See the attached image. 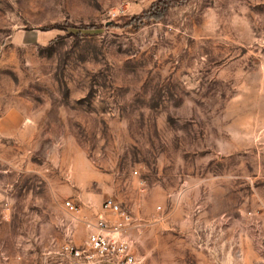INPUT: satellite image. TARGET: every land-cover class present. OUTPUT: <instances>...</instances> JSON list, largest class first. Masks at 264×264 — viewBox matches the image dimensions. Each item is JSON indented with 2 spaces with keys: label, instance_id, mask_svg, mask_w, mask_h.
Instances as JSON below:
<instances>
[{
  "label": "rangeland",
  "instance_id": "374dc122",
  "mask_svg": "<svg viewBox=\"0 0 264 264\" xmlns=\"http://www.w3.org/2000/svg\"><path fill=\"white\" fill-rule=\"evenodd\" d=\"M155 1L0 0V264L107 197L141 264H264V0Z\"/></svg>",
  "mask_w": 264,
  "mask_h": 264
},
{
  "label": "built area",
  "instance_id": "2783aa9c",
  "mask_svg": "<svg viewBox=\"0 0 264 264\" xmlns=\"http://www.w3.org/2000/svg\"><path fill=\"white\" fill-rule=\"evenodd\" d=\"M138 202L136 200L127 207L121 201L107 197L96 211H91L83 210L72 199L67 200L65 207L82 225L84 238L76 243L68 237L59 244L58 255L67 258L71 264H141L129 236L131 230L142 224Z\"/></svg>",
  "mask_w": 264,
  "mask_h": 264
},
{
  "label": "trees",
  "instance_id": "16d2710c",
  "mask_svg": "<svg viewBox=\"0 0 264 264\" xmlns=\"http://www.w3.org/2000/svg\"><path fill=\"white\" fill-rule=\"evenodd\" d=\"M178 2L179 0H156L150 5L148 9L142 11L140 14L124 18V20H126L125 24H139L148 19L161 18L168 6L175 5ZM93 28L94 26L92 25L78 27V29Z\"/></svg>",
  "mask_w": 264,
  "mask_h": 264
}]
</instances>
